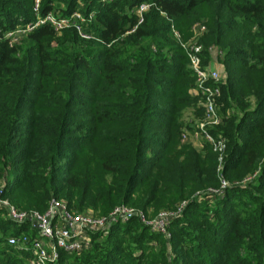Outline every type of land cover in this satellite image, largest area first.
Instances as JSON below:
<instances>
[{"label":"trees","instance_id":"16d2710c","mask_svg":"<svg viewBox=\"0 0 264 264\" xmlns=\"http://www.w3.org/2000/svg\"><path fill=\"white\" fill-rule=\"evenodd\" d=\"M142 3L151 5L138 23ZM33 7L0 0L3 196L20 209L44 211L56 197L75 212L124 204L148 217L187 201L168 234L132 217L49 264H264V0H40L39 16L92 14L89 37L45 22L5 38L37 20ZM196 23L202 65L215 46L224 67L221 123L210 130L226 138L223 196L207 192L220 185L217 154L180 142L202 114L181 45ZM4 211L0 264H30L32 252L7 240L35 232Z\"/></svg>","mask_w":264,"mask_h":264},{"label":"built area","instance_id":"2783aa9c","mask_svg":"<svg viewBox=\"0 0 264 264\" xmlns=\"http://www.w3.org/2000/svg\"><path fill=\"white\" fill-rule=\"evenodd\" d=\"M39 2L40 0H34L33 7L37 20L34 23L26 24L23 27L17 26L10 31L4 32L5 38H8L11 42L17 41L25 33L45 22L50 23L55 30L73 26L81 37H89L83 30V24L91 19L92 14L87 18L78 11L73 12L69 17H58L52 12L39 16ZM150 5L149 3H142L138 6V23L142 21V12L146 11ZM192 29L195 35L201 36L205 31V26L202 23H196L192 26ZM175 35L178 36L176 32ZM195 40L197 39L195 38ZM181 45L188 52L190 67L195 74V84L192 93L201 99L202 114L195 121L194 127L191 124V130L183 129L181 131L180 140L183 143H191L199 149L208 144L217 154V173L220 185L216 189L208 188L207 192L211 195L223 196L225 188L229 186L228 181L221 173L226 138L221 134L213 135L210 132L212 128L221 123L218 99L220 97V85L224 81V73L215 65L216 62L218 63V50L215 46L209 47L211 58L207 64L202 65L200 56L202 46L197 41L191 44L181 43ZM198 193H196L197 196H201ZM186 203V200H182L174 208L160 211L151 220L145 217L143 211L124 204L114 207L107 215L93 217L89 214L71 210L64 200L62 201L56 197H51L48 200L44 211L35 209L22 210L15 207L8 198L3 196L0 187V208L5 210V216L17 225L27 224L35 232L34 236L20 234L18 236H9L7 240L10 245L22 247L32 252L29 260L30 264L53 263L58 259L59 250L67 253L85 251L91 246L90 234L100 233L105 236L114 223L127 221L132 217L138 218L153 231L168 234L166 228L169 222L182 211ZM44 239L47 241H44Z\"/></svg>","mask_w":264,"mask_h":264},{"label":"rangeland","instance_id":"374dc122","mask_svg":"<svg viewBox=\"0 0 264 264\" xmlns=\"http://www.w3.org/2000/svg\"><path fill=\"white\" fill-rule=\"evenodd\" d=\"M192 31V35L190 36V38L187 40V41H185V42H181L182 44H191V43H193V42H196L197 40H195V38L196 39H198L200 36H197V35H195V33H194V31H193V29L191 30ZM178 34V33H177ZM211 58V57H210ZM217 67H218V69L220 70L221 69V71H223V69H224V67L222 66V64H220V63H217L216 62V64H215ZM251 101H252V103H253V101H254V97H251ZM180 142H181V140H180ZM181 144H183V142H181ZM196 149L198 150V151H200V152H203V151H201L198 147H196ZM243 183V182H242ZM58 199H60V200H64L65 201V199H63V198H58ZM212 199V198H211ZM66 202V201H65ZM15 206V205H14ZM129 207H131V208H134V209H139V208H137V207H135V206H131V205H128ZM16 207V206H15ZM20 209V208H19ZM22 210H27V209H22ZM30 210V209H29ZM35 210H37V209H35ZM139 210H141V209H139ZM162 210H170V209H160L159 211H158V213L160 212V211H162ZM141 211H143V210H141ZM144 212V211H143ZM4 213H5V211H4ZM82 213L83 214H89V215H91V216H93V217H101V216H104V215H99V214H97V213H95V211H92L91 209H89V210H84V211H82ZM157 213V214H158ZM156 214V215H157ZM107 215V214H106ZM144 215H145V217L147 218V219H149V220H151V219H153L155 216H153V217H148L147 215V213L146 212H144ZM44 241H47L46 239H44Z\"/></svg>","mask_w":264,"mask_h":264}]
</instances>
